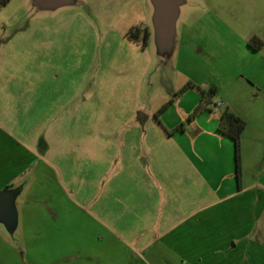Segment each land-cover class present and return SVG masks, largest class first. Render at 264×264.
I'll return each instance as SVG.
<instances>
[{
  "label": "rangeland",
  "instance_id": "rangeland-1",
  "mask_svg": "<svg viewBox=\"0 0 264 264\" xmlns=\"http://www.w3.org/2000/svg\"><path fill=\"white\" fill-rule=\"evenodd\" d=\"M84 3L48 7L44 0H10L0 7V124L36 151L30 173L14 182L25 187L16 201L18 226L10 233L0 224V264H199L157 259L158 242L136 255L133 239L140 238L141 221L131 218L132 203L125 202L119 182V171L135 169L123 153L133 143L135 154L146 157L145 130L180 118L178 126L189 131L200 115L213 113L221 95L244 93L246 80H255L264 93V0H181L170 46L154 26L156 0H94L92 16L84 13ZM135 27L148 29L147 46L141 38H126ZM32 76L59 83L45 110L30 107L27 88L22 92ZM73 92L76 103L89 96L93 101L82 123L100 126L99 161L86 153L63 156L65 137H77L66 128L75 117L60 115V99ZM194 97L198 104L187 114ZM44 119L50 126L42 125ZM107 140L115 143L106 150L111 159L103 154ZM0 150L17 153L7 139ZM263 200L250 235L258 255L251 262L242 255L238 264H264Z\"/></svg>",
  "mask_w": 264,
  "mask_h": 264
},
{
  "label": "crops",
  "instance_id": "crops-1",
  "mask_svg": "<svg viewBox=\"0 0 264 264\" xmlns=\"http://www.w3.org/2000/svg\"><path fill=\"white\" fill-rule=\"evenodd\" d=\"M53 79L47 76L28 79L22 92L27 88L30 107L35 108L36 105L38 108L39 104L47 109L50 92L54 85L59 84ZM4 81L0 67L1 90H4ZM244 82V93L221 95L218 101L222 102L223 109L216 107L213 113L200 115L196 120L197 126L189 131L175 130L180 118L161 129L145 130L143 146L146 157L139 158L135 154L133 143L126 146L124 160L126 158L130 168L135 170L119 171L124 177L119 182L123 183V192L128 196L125 202L132 203L131 209L128 207L131 218L141 221L138 227L142 231L136 234L140 238L133 239L138 245L136 255L146 252L149 243L158 242L157 259L169 262L196 260L201 264L203 261L220 260L219 264H238L243 259L240 258L242 255L250 262L255 261L257 243L250 235L256 224L255 216L260 211L261 199H264V167L260 162L264 151V93L257 88L255 80ZM63 98L60 99L63 104L60 115L63 119L64 116L66 119L70 115L75 117V123L66 128L75 132L77 137H65L64 149L62 147L64 158L69 152L76 156L86 153L99 161L102 155L97 136L100 126L93 122L87 126L82 123L86 105L88 109L93 106L91 96L89 100L85 97L78 100L77 96V103L74 92ZM190 104L187 114L198 104V97L192 98ZM224 110H230L246 122L241 135V187L236 178L234 142L218 131L219 117ZM91 112L89 120L93 121L95 113ZM42 122L43 126H50L47 119ZM172 129L174 132L170 131ZM85 131L91 133L89 139L81 137ZM6 139L16 147L17 153L5 154L0 150V192L16 188L14 182L22 173H30L34 161L31 158L36 156L30 143L0 124V140L3 143ZM114 146L110 140L104 143L103 154L109 159L113 153L106 150ZM21 150L24 151L23 156ZM24 189H13L19 191L16 201ZM98 221L103 226L108 225L100 218ZM108 228L111 231L110 226ZM151 235L155 238L145 242V237ZM121 240L128 243L123 238Z\"/></svg>",
  "mask_w": 264,
  "mask_h": 264
},
{
  "label": "water",
  "instance_id": "water-1",
  "mask_svg": "<svg viewBox=\"0 0 264 264\" xmlns=\"http://www.w3.org/2000/svg\"><path fill=\"white\" fill-rule=\"evenodd\" d=\"M48 7H57L67 0H44ZM158 12L155 17L154 26L163 43L167 46L175 34V23L178 16V6L181 0H156ZM18 190H4L0 192V224H3L7 231L12 233L18 226V212L16 198Z\"/></svg>",
  "mask_w": 264,
  "mask_h": 264
},
{
  "label": "trees",
  "instance_id": "trees-1",
  "mask_svg": "<svg viewBox=\"0 0 264 264\" xmlns=\"http://www.w3.org/2000/svg\"><path fill=\"white\" fill-rule=\"evenodd\" d=\"M10 0H0V7L5 6ZM138 30L137 27L131 29L127 36L134 38L135 32ZM198 109H201L199 106ZM246 122L235 115L230 110H224L219 117L218 131L231 138L235 146V161H236V178L239 187H241V135L245 128ZM175 130H184L183 126H178ZM170 133V132H169Z\"/></svg>",
  "mask_w": 264,
  "mask_h": 264
},
{
  "label": "flooded vegetation",
  "instance_id": "flooded-vegetation-1",
  "mask_svg": "<svg viewBox=\"0 0 264 264\" xmlns=\"http://www.w3.org/2000/svg\"><path fill=\"white\" fill-rule=\"evenodd\" d=\"M94 0H85V3L83 4V11H85L84 13H86L87 15H93V10H94ZM138 30L135 32L134 34V38H129L126 35V38H129L130 40H134L137 38H141V41L147 46L148 44V40H149V32L148 29L146 27H137Z\"/></svg>",
  "mask_w": 264,
  "mask_h": 264
},
{
  "label": "built area",
  "instance_id": "built-area-1",
  "mask_svg": "<svg viewBox=\"0 0 264 264\" xmlns=\"http://www.w3.org/2000/svg\"><path fill=\"white\" fill-rule=\"evenodd\" d=\"M221 105H222V102H220V101L215 103V107H221Z\"/></svg>",
  "mask_w": 264,
  "mask_h": 264
}]
</instances>
